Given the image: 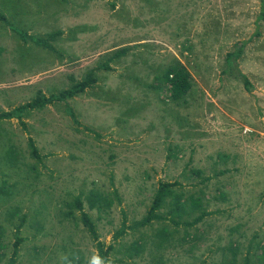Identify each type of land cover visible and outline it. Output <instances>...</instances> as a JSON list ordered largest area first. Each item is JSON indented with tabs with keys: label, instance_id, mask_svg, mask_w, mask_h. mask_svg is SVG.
Instances as JSON below:
<instances>
[{
	"label": "rangeland",
	"instance_id": "rangeland-1",
	"mask_svg": "<svg viewBox=\"0 0 264 264\" xmlns=\"http://www.w3.org/2000/svg\"><path fill=\"white\" fill-rule=\"evenodd\" d=\"M0 14L8 21H0V113L39 92L58 95L91 70L97 79L79 96L28 110L24 125L0 120V264L12 258L19 225L14 264H62L61 256L88 264L95 242L78 210L67 218L78 196L99 241L114 245L112 264L137 240L142 254L122 264H261L264 0H0ZM47 38L53 52L31 42ZM120 49L110 71L96 69ZM176 61L191 75L178 102L157 81ZM160 182L178 183L183 199L199 196L214 214L170 227L158 246L155 222L114 241L123 223L143 219ZM89 192L107 204L91 210Z\"/></svg>",
	"mask_w": 264,
	"mask_h": 264
},
{
	"label": "trees",
	"instance_id": "trees-1",
	"mask_svg": "<svg viewBox=\"0 0 264 264\" xmlns=\"http://www.w3.org/2000/svg\"><path fill=\"white\" fill-rule=\"evenodd\" d=\"M0 21L4 22L8 25L7 18L0 14ZM23 37V36H22ZM23 39H25L23 37ZM50 38L46 40H33L32 42L40 47L47 48L51 51H54V48L49 43ZM31 41V40H30ZM244 44H241V47L235 50L232 53H228L225 58V65L230 67L235 61H237L242 53ZM127 49H120L114 52L111 57L102 62L96 69L97 70H105L110 71V62L115 58H118L125 54ZM94 70H91L88 73L85 80L80 81L74 84L70 89L64 90L60 92L58 95H53L50 97H44L41 92H39L35 99L30 103H26L19 107H16L8 112H3L0 115V119H18L21 125H24L23 115L30 109L42 108L46 104H50L54 101H65L69 98H74L84 93L86 89H90L97 82V79L93 75ZM223 73H226V69L223 70ZM243 83L244 89L249 92L251 88V84L246 76L240 75ZM158 81V89L164 92L165 100H170L174 102H178L183 100V98L189 93L191 89V75L187 68L179 61H176L169 69L165 71V73L157 79ZM163 98V99H164ZM70 115L73 117V121L76 122L75 117L72 113ZM29 147L31 149V155L35 158L39 159L40 156L37 152L36 147L31 139L28 141ZM221 174H224L222 172ZM178 183L173 182H160L158 184L157 189L152 197V201L149 209L146 212V215L140 221H136L130 226H125L123 223L122 226L115 232L114 241L122 238L126 231L134 230L137 228H143L148 225H153L155 222L159 225V229H157L154 233L155 239H157V246L163 244L165 241L171 238L169 228L173 227L178 229L179 227L183 228H191L194 225L202 222L208 216L213 215L214 213L208 212L203 209L202 199L199 196H189L186 199L184 195L177 191ZM81 196L76 197L72 203L67 205L68 207V220L74 219V209L79 211L80 217L79 221L82 223L88 234L92 237L95 242V247L99 254L103 257H108L110 259V255L114 252V245L105 246L104 243L99 241V235L96 231V226L91 220L90 216L83 211ZM105 199L101 197V195H96L93 192H89L88 195V203L89 208L100 209L102 207V203L104 205L107 204ZM163 212L161 213V211ZM198 212V216L192 221L187 222L183 220L185 215L189 216L191 213ZM23 221V219L21 220ZM22 224V223H21ZM20 225L16 228L15 241L13 243V254L12 258L8 261V264L15 263V257L17 255L18 246L23 242V239L19 237ZM1 229V227H0ZM0 232H2L0 230ZM1 239V237H0ZM186 240V239H184ZM145 245L140 241H134L131 244L127 245L124 248H119L117 254L121 255V258L115 259L113 262L122 264L124 262V258L127 259H136L138 258L144 249ZM2 248L0 247V250ZM125 256V257H124ZM261 264H264V247L261 248ZM2 258V253H0V259ZM67 264H74V260L70 257L68 258ZM233 264V263H231ZM243 264H252L248 258H245Z\"/></svg>",
	"mask_w": 264,
	"mask_h": 264
},
{
	"label": "clouds",
	"instance_id": "clouds-1",
	"mask_svg": "<svg viewBox=\"0 0 264 264\" xmlns=\"http://www.w3.org/2000/svg\"><path fill=\"white\" fill-rule=\"evenodd\" d=\"M62 264H67L68 258L66 256H61ZM88 264H112V261L108 257H103L98 251H93V254L88 259Z\"/></svg>",
	"mask_w": 264,
	"mask_h": 264
},
{
	"label": "crops",
	"instance_id": "crops-1",
	"mask_svg": "<svg viewBox=\"0 0 264 264\" xmlns=\"http://www.w3.org/2000/svg\"><path fill=\"white\" fill-rule=\"evenodd\" d=\"M32 42V41H31ZM50 43V42H49ZM35 45V44H34ZM51 45V44H50ZM37 47H40V46H37ZM41 48H43V47H41ZM44 49H46V50H48V51H50V52H53V51H51V50H49V49H47V48H44ZM97 83V82H96ZM96 83L94 84V85H96ZM86 92V91H85ZM84 92V93H85ZM10 111V110H9ZM3 112H8V111H3ZM3 112H1L0 113V115L3 113ZM12 119H15V118H12ZM0 120H7V119H5V118H3V119H0ZM18 120V119H17ZM29 138V137H28Z\"/></svg>",
	"mask_w": 264,
	"mask_h": 264
}]
</instances>
